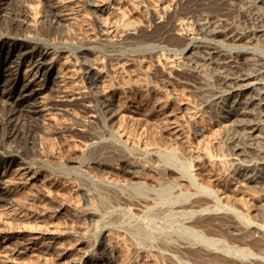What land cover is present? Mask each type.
<instances>
[{
	"label": "rangeland",
	"instance_id": "374dc122",
	"mask_svg": "<svg viewBox=\"0 0 264 264\" xmlns=\"http://www.w3.org/2000/svg\"><path fill=\"white\" fill-rule=\"evenodd\" d=\"M13 1L12 3H15L17 0ZM42 2L43 0H23L22 4H25L29 18H26V24L22 25V32L19 34L21 36L0 37V96H7L8 98L10 93L13 92V96L16 98L19 94H26L33 101L46 104L54 88L57 85H63L65 88L67 87L68 93L74 97V101L72 100L74 104L69 106L71 109L69 113L46 110L48 108L45 106L44 110L36 116L37 121H44V129H46L44 132H40L34 141V148L40 151L33 158L37 160L32 169L35 172V180L26 181L23 175L20 176L17 170V163L0 165V191L4 190L3 187L5 185H7L8 189L10 188L7 192L8 194L6 193L7 203L0 204V229H2L0 231V239H3L4 236H13L10 234H14L16 232L15 229L21 228L22 224L27 223L25 225L29 224L27 226L29 227L30 224L34 226L44 222V226L54 227L61 231L57 242L58 247L56 246L59 248V252L56 249H51L34 252L35 257L31 254L15 255L17 252L14 249H21L22 246L11 241L10 245L13 250L0 249V264H70L75 258L77 259L79 253L85 248V245L81 244L78 238L81 236L80 233L90 225L89 216L82 212L80 208L85 204V198L88 197L91 200V204L94 203L93 205L100 212L112 205L114 200L109 193H105L102 189L99 190L100 188L98 187L88 186L87 188L76 184L71 175L61 174L57 164L68 165L70 164L69 162L82 157L80 155L81 151H83V146L89 140L88 131L102 137L107 136L105 138L107 139L109 136L108 130H111L114 125L117 129L119 140H122V148L105 149L95 156L85 152L90 160L86 157V154L83 155V158H86L88 162V164H85L84 169L91 173L99 169L103 179H107L108 183L116 185H113L115 190L124 189L120 184H123L129 178L126 173L128 167L124 165L125 162H128L135 165V171L140 169L137 172H143L144 176L140 173L142 175L141 181L145 183V188L149 193H153L152 190L157 181L161 182L162 180H167L168 183H171L172 191L175 194L181 193V191L183 194L189 192L190 187L177 177L171 167H169L168 171L167 168H161V171L157 170V156L145 154L147 153L145 151L153 145L159 146L158 148H171L173 146L174 148H172L178 152L180 151L179 153H184L185 150L184 157L188 161L190 160L192 164L191 174L196 177L198 184L206 185L216 193L215 196L217 198H215L217 201L214 202L221 200V203L218 202L220 205L230 203L235 208L244 204L252 207L248 215V221L251 224L245 228H239L236 223H232L233 220L230 214L222 208H211L205 214H194L189 223L192 228L195 226L194 230H200L201 235L204 234L203 236L206 238L218 239V241L220 239V243L223 241L221 243L222 246L228 244L229 246L227 245V247L232 249V251L229 254H225L220 251V245H216L219 249L215 247L218 253L213 250L214 246L210 247V252L202 245L201 247H194V249L193 247H186L180 252L181 254H177L179 260L186 262V264H264V259L262 260L264 258V229L260 228V231L257 226H264V211L262 212L261 208L263 204L262 198L264 197V184L261 188H258L243 183L244 181L234 180L233 170L229 167L228 162L223 168L209 166L204 163L202 165L201 163L202 151L205 150L211 156H218L227 161L234 154V146H239L243 140H246V132L245 134L241 131L238 132V130L233 128L232 123H230L231 125L229 123L228 125L227 123L225 124L224 121L226 119L222 118L223 116L218 113V110L215 111L211 105L203 104L205 97L226 92L232 87L233 79L237 77L238 72L229 66L228 59L225 60L224 57H218L212 63L203 55H196L194 51L188 49L196 44V41L192 42L195 36H203L204 42L213 44L217 40L219 42L216 41L215 43L217 44L214 45L218 48V51L230 57H235L236 55L235 60L239 64H249V61H251L250 69L253 70L257 58H263L264 60V36L259 32L261 26L259 15L263 13L264 6L257 4L256 0H97V4L103 9L104 13L102 28L94 21V14L90 7L72 4L68 7L72 16H74L72 21L58 20L55 25L56 28L54 27L55 33L49 38H43L36 35L31 29L32 20L37 22L41 20ZM148 2L158 11L162 7L174 10V17L168 21L159 40L148 39V36H146L147 31L144 32L145 35L141 32L144 26V29L148 30V32L154 29L151 13L144 9V5L148 4ZM162 18L167 20L166 17ZM174 19L185 20L184 25L181 26L180 36L176 35L173 30L175 29L173 27ZM125 22H130L135 27L129 30L131 34L123 33V36H121L122 29L120 26ZM213 30L221 31L222 33L218 35L221 36L210 38L211 35L209 33ZM101 31L110 37L135 38L130 45L122 44L110 51L101 49L98 53L86 54L88 59L96 61L102 74L105 73L103 74L105 83L113 85L115 89L109 92L108 99L114 108L121 109V115L114 125L111 124L112 126H109V122L101 120L103 117L99 112L97 113L96 111L98 118L91 119L90 111L75 105L77 103V100H75L76 91L78 93L80 90H87V84L82 78L83 66L78 63L73 64L69 60V53L82 50L88 45H95L100 38L99 33ZM239 33L245 35L242 41V43H245L243 44L244 47H241L242 45H233L235 44L233 35L236 36ZM245 39H247V42H245ZM187 44L189 46L186 48ZM246 44L247 46H245ZM13 46H20V49L11 53L10 50ZM191 52L195 55L193 56ZM109 55H113L115 59H109ZM245 59H249V61ZM109 63L115 69L114 78L112 79L105 71L106 67H109ZM15 73L16 80L14 78ZM30 73L32 75L29 76ZM33 74H35L34 77ZM33 88H38L39 93H35ZM0 99L3 100L2 98ZM129 104H132L135 109L132 112L128 108ZM215 107L218 109L217 106ZM30 121L25 117H20L18 126L21 129ZM91 121L95 123H87ZM223 124L225 128L222 126ZM173 125L180 129L179 134L175 135L170 132ZM86 130L87 132H85ZM11 145H14V143L7 145L6 148L12 149L13 146ZM29 148L32 150V145H29ZM258 148L259 153L264 155V143H260ZM128 149L131 153H129ZM132 149H135V151ZM17 150L20 149L18 148ZM182 157H179V159H182ZM197 163H200L199 166L196 165ZM178 189L179 191H177ZM100 194L101 198L107 199V201H105L106 199L104 200L106 203H100L99 200L101 198L98 197ZM121 195L125 196V192H122ZM196 197L195 195L191 196L192 199L188 198L187 203L193 200H199L200 202L205 199L204 195H196ZM50 213L53 215H50ZM124 221L120 223L123 230H125V227L135 224L134 220L126 219ZM16 222L20 223L17 224ZM163 224L159 219L151 223L153 227L158 228L162 227L160 225ZM174 226L177 225L175 224ZM174 226L173 228H177ZM235 227L236 229H234ZM69 230H72V233ZM115 234L114 232L109 233L108 239L110 240L111 238L113 246L121 254L120 261L122 259L124 261L128 257L130 258L132 247L123 233H117L116 236ZM93 240L95 241L96 237H91L90 243H93ZM255 240L256 243L253 242ZM224 247L226 246L224 245ZM244 248L251 256L247 253L243 255L242 253L235 254L233 252V249L244 250ZM62 250L68 252L65 255L66 257L60 255ZM144 253L142 252L137 256L133 264H154L153 261L155 264H168L167 262L171 264L170 261L159 254L151 251H145ZM144 260L145 262H143Z\"/></svg>",
	"mask_w": 264,
	"mask_h": 264
},
{
	"label": "bare ground",
	"instance_id": "6f19581e",
	"mask_svg": "<svg viewBox=\"0 0 264 264\" xmlns=\"http://www.w3.org/2000/svg\"><path fill=\"white\" fill-rule=\"evenodd\" d=\"M12 2H14V1L13 0H0V31H1L0 37L1 36L12 37L11 35L21 34L22 25L26 24V18L27 19L29 18L25 4H22L23 0L22 1L17 0L15 3H12ZM256 3L264 6V0H256ZM42 4H43V7H42L41 20L39 22L32 20L33 23H32V25L31 24L30 25L32 27L31 28L32 31H34V33L36 35H39L43 38H49L55 33L54 27H55L56 22L58 20L63 19V20H68V21L71 20L72 21L74 16H72V13L68 9V7L71 6L72 4L73 5L74 4L75 5L76 4L84 5V6L90 7L91 11L94 14V16H93V18L95 19L94 21L96 23H98L99 26H101V28H102V25L104 23L103 9H101V7H99V5L97 4V0H43ZM144 9H145V11H148L151 13L154 29L152 31L148 32V30L144 29V27H145L144 26L143 27L144 30L141 29V32H143V35H145L144 32L147 31L146 36H148V39H151V40L152 39H158L159 40L160 36L163 34L162 31L166 27L168 21L174 17V15H173L174 10L172 8L162 7L161 10H159L160 11L159 12L152 4H150V2H148V4L144 5ZM70 10H71V8H70ZM162 17H166L167 20L163 19ZM259 17H260L259 21L261 23L259 32L264 36V9H263V13L261 15H259ZM184 23H185V20H179V19L173 20V27H175V29H173V30H174L176 35H179V36L181 35V32H180V31H182L181 26L184 25ZM120 27L122 29L121 30V32H122L121 36H123V33H125V34L128 33V35L131 34V32H129V30L131 28L133 29L135 27V25L130 23V22H125V23H122ZM221 33H222L221 31L213 30L209 33V35H211L210 36V38H211L214 36H218ZM99 35H100V38L96 41L95 45H88V46H86V48H83L82 50H78L76 52L69 53L70 54L69 60H71L73 64L78 63V64H81L83 66L82 78L85 80V82L87 84V90H82V91L80 90V92H78V93L76 91L77 96H76L75 100H77V103L75 105H79V107H82L83 109L90 111V118L91 119L98 118V116L96 115V111H97V113L99 112V114H101L103 117V118H101V120L104 122H109V124H110L109 126H112L116 123V121L118 120V118L121 115V109L117 108L116 106H115L116 108H114L112 103L108 99L109 92L113 91L115 89H114L113 85L111 86L110 84L105 83L104 76H103V74H105V73L102 74L101 69L98 68L96 61H93V59L92 60L88 59L86 57L88 55H86V54L92 55V54L98 53V51L101 49L110 51L113 48H116L122 44L130 45L131 43H133L135 38H130V37L122 38V37H118V36H111L110 37L109 35L108 36L105 35L103 33V31H101L99 33ZM243 35L244 34H242V33H239L236 36L233 35L234 38L233 37L232 38L235 41L234 42L235 44H233L234 46H241L242 45L241 47H244L243 44H245V43L244 42L242 43V41L244 40L245 35H244V37H243ZM19 36H21V35H19ZM220 36H218V37H220ZM202 37L203 36H200V37L195 36L193 38L192 42L196 41V44L190 46V48H188V49L190 51H194V53H196V55H200V56L203 55L208 61H210L212 63L215 62L218 57H224L225 60L228 59L229 66H231L234 71L238 72L237 77L233 79V86L232 87H230L226 92H220V93H217L213 96L205 97L203 99V104L204 105H211L213 110H215V111L218 110V113H221V115L223 116L222 118L226 119L224 121L225 124L227 123V125H228V123L229 124L232 123L233 128L238 130V132L241 131L244 134L246 132L247 134H245L246 140H243L241 144H239L240 143L239 142L238 143L239 146H236V145L234 146V154L227 161H226V159L220 158L218 156H211L207 151L204 150L201 152V163H202V165L204 163V164H207L209 166L211 165L214 167L223 168L224 165L226 164V162H228L229 167L233 170L234 180L244 181L243 183L250 184V185H253L254 187L261 188L264 184V155L259 153L258 145L260 143H264V60H263V58L262 59L257 58L255 60V63H254V68H253V70H251L250 69L251 61H249V59H245V60L249 61V64H246V63L245 64H239L235 60V57H237L236 55H235V57H230V56H227L226 54H223L217 50L218 48H216V46L214 45V44H217V43H215L217 40H215V42L213 44V43H209V42H204ZM233 40H231V41H233ZM246 40L247 39H245V42H247ZM217 42H219V41H217ZM188 46H189V44H187L186 48ZM245 46H247V44ZM19 47L20 46H18V47L13 46L10 50L11 53L17 52V50L20 49ZM191 54L193 55L192 52H191ZM108 57L111 60L115 59L113 55H109ZM3 67H4V64H3ZM106 68L107 69L105 71L108 73V75L111 77V79L114 78L113 76L115 74V72H114L115 69L113 68V65H111L109 63V67H106ZM31 73L29 74V76L32 75ZM14 76H15L14 78L16 80V73ZM34 76H35V74H33V77ZM14 78H13V80H14ZM1 85H2V83H1ZM66 88L63 85H57L54 88L53 93H52L48 103H46V104H43V102L33 101L32 98L27 97L25 93H24L25 95L19 94L16 98L13 96V92L10 93V97H8V98H7V96H5V97L0 96V98L3 99V100L0 99V165L6 164V163H8V164H14V163L16 164L17 163L18 164L17 170L19 171L18 174L20 176L23 175L26 178V181L29 180L31 182L32 180H35V172H33L32 169L35 166V161H37V160H35L33 158L35 157L36 153L38 154L40 151L38 149L34 148V145H35L34 141H35V138L39 135V133L44 132V130L46 129V128L44 129V127H45L44 123H43L44 121L43 122L37 121L36 116L38 114H40L41 111L44 110L45 106L48 108L46 110H52L53 112L60 111V113L61 112L62 113H69L71 110L69 108V106H73L74 97L71 96L72 94L70 95L68 93V91H67L68 89H66ZM33 89H34L35 93H39L38 88H33ZM0 91H1V86H0ZM31 94H32V92H31ZM71 97H73V98H71ZM215 101H217V102L215 103ZM215 106H217L218 109ZM128 108L131 112L134 109L132 104H129ZM20 117H25V118L31 120L30 123L28 122L27 124H25L24 127H22L23 129L21 128L22 130L18 126V119ZM87 123L90 124V123H95V122L91 121V122H87ZM222 126H224V124ZM224 128H225V126H224ZM229 128H231V127H229ZM227 129H228V127H227ZM58 130H61V129H58ZM170 130H172L170 132H173L175 135L180 133V129H178L174 125H173V127H171ZM77 131L81 132L80 130H77ZM108 131H109V134H108L109 136L107 139H105L107 136L102 137V136L96 135V133L95 134L89 133V131H88L87 135L89 136V140L83 146V151H81V155H80L82 157H80V159L76 158L77 160L74 159L75 161L69 162L70 164H68V165H61V163L57 164L58 169L61 170V174H64L67 176L71 175L72 178H74L73 180L76 182V184H78L80 186L87 187V188H88V186H90V187L95 186L96 188L98 187V188H100L99 190L102 189L103 191H105V193L106 192L109 193L113 197V200H114V203L112 205L108 206L109 208L108 207L104 208L100 212V210H98V208H96L93 205L94 203L91 204V202H90L91 200H89L88 197H86L87 199L85 198V204L83 205V207H80V208H81L82 212H84L86 215L89 216L88 219H89L90 225L87 226L88 228L85 229L84 231H82V232L80 231L81 236H80V238H78L80 243L85 245V248L83 251L80 249L82 252H80L79 256L77 255L78 256L77 259L75 258L70 264H94V263L95 264H133V262L135 261V258L137 256H139L142 252L144 253L145 251H148V252L151 251L153 253L159 254L164 259H167L168 261H170L171 264H186V262L181 261V260H179V258H177V254H179L186 247H188V248L193 247V249H194V247H198V246L201 247V245H202L205 247V249L207 251H209V250H211L210 247L214 246L213 250H215L217 252L218 251L217 249L220 248V251H222L225 254H229L232 251V249L227 247L228 244L227 245L224 244L226 247H224V245L222 246L221 243L223 241L220 243V239L218 241V239L213 240L210 238H206L205 236H203L204 234L201 235L200 230L199 231L194 230L195 226L192 228L189 225V223L191 222V218L196 213H198L199 215L205 214L206 212H209L211 208L212 209L222 208L223 210H225L226 212H228L230 214V217L233 220L232 223L233 222L236 223V225L239 228H245L247 226H250V224H251L248 221V215H249V212L252 209V207H249L248 205H245L243 203L244 205H240L238 208H235L233 206V204H230V203H229L230 205L229 204L220 205L218 202L221 203V200L218 202H214V201H217V199H216L217 196H215L216 193H214L208 186L203 185V184H198L196 182V179H195L196 177H193V175L191 174L192 164H191L190 160L188 161L187 158L184 157L185 156L184 155L185 150H184V153H179L180 151L178 152L176 149H173L174 148L173 146H172L173 148L172 147L171 148L170 147L158 148L159 146L156 147V145L155 146L153 145L150 148H148L147 151H145V152H147L145 154H154L155 156H157V160H158V162H157L158 165H156L157 170H160L161 168H164V169L167 168V171H168V169H170L169 167H171V170H173L177 174V177L180 180L186 182L187 185L190 187L189 192L186 191L187 193L183 194L181 191V193L179 192V193L175 194V192L172 191L173 187H172L171 183H168L167 180L166 181L162 180L161 182L157 181L156 185L154 186V188L152 190L153 193H149V191L146 190V188H145V183L143 181H141L143 172L142 173L140 172L142 174L141 175L139 172H137L140 169L135 171V169H134L135 165L130 164L128 162L127 163L125 162L124 165H127V167H128L127 169L126 168L125 169H126V173L128 174L129 178H128V180H126V182H124L123 184H120V186L124 189L120 190L118 188L119 189L118 191L115 190L113 187L114 184L112 185L111 183H108L107 179L106 180L103 179L99 169H98L99 171L95 169L96 170L95 172H93V170H92L93 173L84 169L85 164H88V162L86 161L87 159L83 158L84 154L88 153L89 155L93 154L92 156H95V155L99 154L102 150H105V149H110V148L120 149V148H122V145H121L122 140H119V135H118V132H117L115 125L112 126L111 130H108ZM85 132H87V130ZM9 143L10 144L14 143V145H11V146H13L12 149L6 148L7 145H10ZM29 145H32V150L29 148ZM35 147H37V146H35ZM18 148L20 150H17ZM132 150L135 151V149H132ZM128 151H129V149H128ZM134 151H132V152H134ZM137 151H139V149H137ZM129 153H131V152L129 151ZM88 154H86V157ZM141 154H143V153H141ZM179 157H182V159H179ZM42 161H44V160H42ZM91 163L94 164L95 162H91ZM199 164L200 163H197L196 165L199 166ZM154 172H155V170H154ZM164 172H165V170H164ZM160 179H162V178H160ZM3 185H4V183H3ZM114 186H116V185H114ZM188 186H186V187H188ZM3 188H4V190L0 191V204L1 203H7L8 199H6L7 198L6 196L8 194L7 193L8 190H10V188L8 189L7 185H5V187H3ZM179 189L177 191H179ZM43 191H45V189H43ZM122 192H125V196L121 195ZM96 193L99 194L98 192H96ZM101 193L103 194V192H101ZM257 194H258V192H257ZM48 195H49V193H48ZM194 195H195V197H196V195H204L205 199H202L200 202H199V200L198 201L193 200L194 202L192 201L190 203H187V201L189 200L188 198H191V196H194ZM100 196H101V194L98 197H100ZM92 197H94V196H92ZM103 198H101V200H99L100 203L101 202L106 203V202H104V200L106 198L105 199H103ZM262 199H263L262 200L263 204L261 203L262 204L261 208H262V212H263L264 211V197ZM29 201H31V200H29ZM105 201H107V199ZM211 203H213V205H211ZM239 204H241V203H239ZM22 205H24V204H22ZM39 206H41V205H39ZM48 210H50V209H48ZM50 215H53V214L50 213ZM126 219L134 220L135 224L132 226L125 227L124 228L125 230H123V227L120 226V223H122ZM157 219H159L165 225L164 224H163L164 226L160 225L162 227H159V228L153 227V225H151V223ZM27 220H26V222H27ZM18 223H20V222H18ZM195 223H198V222H195ZM25 224H27V223H25ZM34 224H35V222H34ZM159 224H162V223H159ZM175 224L177 226H174ZM24 225L22 224V226H24ZM32 225H33V223H32ZM44 225L45 224L43 222L42 224L39 223V224H35L34 226H31V224H30L31 227L30 226L27 227L26 225L24 227L20 226L21 228L15 229L16 232L14 234H10L13 236H4L3 239L1 238L2 240L0 239L1 240L0 241V249L3 248V249H12L13 250V248H11L10 244H11V241H14L15 244L22 246L21 249L20 248L14 249V250H16L15 252H17V253H15V255L17 254V255L23 256L24 254H31L34 256V254H33L34 252H37V251L41 252V251H46V250H51V249H53V250L56 249L59 252V250H58L59 248H57L58 247L57 242H58L59 234L61 233V231H59V229L57 230L54 227H46ZM173 226L177 227V228H173ZM257 226L259 227V229L260 228L264 229V226H262V225H257ZM234 229H236V227ZM261 229H260V231H261ZM0 231H2V229H0ZM4 231H5V229H4ZM7 231H8V229H7ZM257 231H258V229H257ZM112 232H114L116 234L117 233H121V234L123 233L124 234L128 243L132 247V250H131L132 252L130 253L131 254L130 258L128 257V259H126L124 261L122 259V261H120L119 258L121 256V254L113 246V242L111 241V238H110V240L108 239L109 233H112ZM76 234H78V233H76ZM80 234H78V235H80ZM116 234H115V236H116ZM240 236H242V235H240ZM91 237H96V240L95 241L93 240L94 241L93 243H90ZM125 237H123V238H125ZM248 237H250V236H248ZM240 239H241V237H240ZM253 242L256 243V240ZM216 245L217 246L220 245V247L217 248ZM215 247L217 249H215ZM60 248H63V247H60ZM233 252H235V254L236 253H242L243 255L245 253H247L251 256V254L247 250H245V248H244V250L243 249H233ZM45 254H46V252H45ZM45 254H43V255H45ZM67 254H68V252L63 251V250H62V253H60V255L64 256V257H66L65 255H67ZM220 254L222 255L221 252H220ZM263 255H264V253H263ZM239 256H242V255H239ZM253 256H255V255H253ZM42 257L44 258V256H42ZM73 257H75V256H73ZM99 257L102 259L101 261H100ZM204 258H205V256H204ZM258 258H260V257H258ZM263 259L264 258H262V260ZM43 260H42V262H43ZM196 260H194V261H196ZM143 262H145V260ZM200 262H201V259H200ZM153 263L155 264L154 261H153ZM167 263L169 264V262H167Z\"/></svg>",
	"mask_w": 264,
	"mask_h": 264
}]
</instances>
